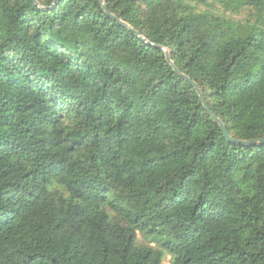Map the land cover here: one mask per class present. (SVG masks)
Here are the masks:
<instances>
[{"label": "trees", "instance_id": "trees-1", "mask_svg": "<svg viewBox=\"0 0 264 264\" xmlns=\"http://www.w3.org/2000/svg\"><path fill=\"white\" fill-rule=\"evenodd\" d=\"M36 1L0 0V264H264V146L97 0ZM103 1L264 139V0Z\"/></svg>", "mask_w": 264, "mask_h": 264}, {"label": "water", "instance_id": "water-1", "mask_svg": "<svg viewBox=\"0 0 264 264\" xmlns=\"http://www.w3.org/2000/svg\"><path fill=\"white\" fill-rule=\"evenodd\" d=\"M40 10H45L44 8L40 7L37 3L36 0H31ZM102 9L104 10L105 12V15L108 17V18H111L112 20L118 22L120 25L128 28L131 32L135 33L137 35V37L142 41L144 42L146 45L148 46H151V47H154V48H157V49H160L163 53H164V57L166 59V62L172 67L173 69V72L178 75L180 78L186 80L187 82H189L193 88L195 89L198 97H199V100L201 102V104L203 105L204 109L206 110V112L208 113V115L210 116L211 120L217 124L221 130V133L223 135V137L225 138V140L231 144V145H235V146H250V145H255V144H258V145H263L264 146V139H260L258 140L257 142L256 141H250V142H245V141H239V140H236V139H233L229 136L228 132H227V129L226 127L223 125V123L218 119L216 118V116H214V114L210 111L209 107L207 106L206 102H205V99L198 87V85H196L191 79H189L188 77H186L185 75H182L178 69L174 66V64L172 63L171 61V58H170V55H169V52L167 51L166 48H163V47H160L158 45H155V44H152L148 41H146L144 38H142L139 34H137L132 28H130L128 25H126L125 23L121 22L119 19H117L116 17H114L112 14H110V12L108 11L107 9V6L105 5V2L103 0H97ZM54 6V5H53Z\"/></svg>", "mask_w": 264, "mask_h": 264}, {"label": "rangeland", "instance_id": "rangeland-1", "mask_svg": "<svg viewBox=\"0 0 264 264\" xmlns=\"http://www.w3.org/2000/svg\"><path fill=\"white\" fill-rule=\"evenodd\" d=\"M138 238H139V241L141 242V243H147V241L146 240H144L140 235H138ZM164 264H169L168 263V261H166V262H164Z\"/></svg>", "mask_w": 264, "mask_h": 264}]
</instances>
